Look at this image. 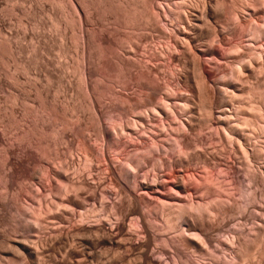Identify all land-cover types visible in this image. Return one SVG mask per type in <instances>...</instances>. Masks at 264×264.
Segmentation results:
<instances>
[{
    "label": "bare ground",
    "instance_id": "bare-ground-1",
    "mask_svg": "<svg viewBox=\"0 0 264 264\" xmlns=\"http://www.w3.org/2000/svg\"><path fill=\"white\" fill-rule=\"evenodd\" d=\"M36 1L37 3L39 2V6H43L45 5L43 3H48L52 0H35V2ZM213 1L214 0H205V7H209L207 5H211L210 3H212ZM78 2V0L65 1L66 6L71 10V12L75 11V13L72 12L65 18L66 22H70L68 23V28L71 30L72 37L74 39H78L77 41H80L81 43L80 45L83 55L80 60L81 62L79 61L80 64H78L80 65L79 68L81 67L80 69L83 78L82 80L85 85L84 88L86 98L89 99V105L95 114V117L93 118L95 119V129L93 130L96 131L95 135L97 139L95 142H93L92 140H89L91 139L89 138V136H83L84 140L82 137V143L79 144L81 148L79 147L78 149H81L83 151V154L81 153L83 156L81 157H84V160L88 161L89 164L91 162L95 163V165L97 166H103L105 173L107 172V175H105V173L103 172L102 174L108 177L107 179H104V181L102 180L103 182L100 180L101 183L99 181V185L102 187L101 191L99 190V192L98 188L100 187L98 185V187L94 185L97 183L94 182V184L92 185L88 180H76L77 177L73 179L70 176L71 174H66V171L68 169L65 170V172H63V169V171H60L61 168L59 171H55V176L58 182L70 186L69 188L71 190L73 189V192H75L74 189L78 191V193H74L75 195L83 193L82 195L75 196L77 198H75L73 195L74 198L68 199V197L71 195L70 194L67 197V201H70L66 204H63V209L61 208V210L59 209V206L57 211L60 210V212H57V215L59 213V216L61 214H64V217L66 215L69 217L74 214L77 215V212L81 214V212H83L81 210L85 209L86 203L83 204V202L80 201H84V199L86 198V202H92L93 204L100 201L102 207L104 208L103 210L108 211V213L111 212L112 216L114 215L115 217H117L116 219H118V217L121 216L122 210L120 209V205H122L124 199H127L126 202H128L129 204L128 213L126 212V214H122L123 218H120V220L122 221L120 222L119 226L115 229L106 227L104 228L107 235L105 236L106 238L102 240L103 242L101 241V243H103L104 246L106 245V248L108 246L120 247L121 244L125 243V239L130 240V238L133 237L137 232L135 231L137 229V226L144 228V234L149 240L155 241L153 243L159 242L160 240L168 243L166 241L165 234L161 235L160 233H157L154 228L153 223L155 221H159L157 220L158 217L164 220V223L167 225V230L170 227V231L171 229L176 230L178 228L179 230H183V232L186 231V234L184 233L186 236L183 234L182 235L183 237H186V239H184L187 241L186 243L189 247L190 245L192 246V244L195 243L193 242L194 240L192 239V237L197 236L201 238L204 243L203 245L200 244V249H205V251L209 249V242L207 240L210 236L212 237L211 233H213V231H215L216 229L221 228L219 227V220L226 223L227 219H233V217L237 213L239 214L238 216L241 218V220H247L246 218L247 216L249 218L248 214L250 210L252 208L255 209L256 207H258L256 208L258 214L256 213L254 215L258 216L260 212V218H262L264 222V0H234L232 4L230 3L232 6L228 4L232 8L231 10L233 11V13H211L207 10V8H204L205 10H203L202 13H171L169 7L170 4L168 6L167 3L165 5H158L159 7L157 8V10L159 9L163 13H155V10H152L155 8V4L158 1L155 3L154 0H143V2L145 3V13H142V9L140 10L138 8L136 9V7H130V4L125 6L121 3L120 4L122 5V8L119 9L121 11L118 10L119 13H89V11H86L88 8H85L82 5L78 6ZM84 2L85 0L82 1L83 5H85ZM178 2L180 3V1ZM220 2L219 0L217 1L218 6H220ZM221 4L224 5V0H222ZM33 5L31 4L30 6H26L25 8V4H22V12L33 13V10L35 11ZM182 5L184 6L185 4L183 3ZM178 6L179 5L177 4V7ZM210 7L212 10L213 6ZM224 7L226 8L227 6ZM78 9H80L82 13H76V11H79ZM138 10H140L141 12L139 11V13ZM151 11L154 13H152ZM258 18L262 19L263 21V25L261 27L254 25L255 20ZM162 22L164 23V25H162ZM236 22H244V24L242 23L241 26L246 27L245 30L246 32H248L244 36L245 38H247V43L240 47L239 45L237 46L236 43L235 45L233 43L234 41H227L228 36L233 34V32L232 34L229 32L232 31L231 27L234 26ZM61 28L62 27H60V30ZM227 29H230L231 31ZM226 31H228V34H225L227 33ZM65 32V34L64 31L63 33L60 32L61 34L59 36V41H61L60 44L63 45H65V35L67 34V31ZM1 35L2 34H0V36ZM230 38L231 36L228 40H230ZM259 39L262 40V44H259V47H261L260 50L259 47L258 50L256 49L260 52V54H257L259 57L256 58L254 54H252L255 53L252 52V50L254 51L253 43L255 40L256 46V43L260 41ZM120 43L123 44L121 45V47L119 45ZM206 44H209V46L212 47L214 45V48H210L209 46H206ZM93 45H96L98 47V50H102V52L99 51L100 53L98 55L100 58H104L102 61H106L109 58L106 62L100 61V64L104 66L103 68L109 70V68H113L116 65L115 67L118 66L119 68H114L116 70L120 69L119 71L121 75L118 76V78H121V80L116 81V79H118L116 78L117 75L114 78L112 77L114 76V74L111 76L109 73V89H106L108 90L107 92L105 91L106 93H99L96 90L92 89L95 86L91 89H89L88 87V85L90 84L89 80L96 71L95 70L93 73L90 69V64H92L90 59L92 57V53H94L92 52ZM222 47L224 49V53H222V55H224V57L226 58L230 68L228 67V65L225 67H228L230 69V72H228L231 74V76L228 77V75V78H218L217 80H215L217 78H215L216 74L215 76L212 75V77L210 76L211 73L209 75L206 72L207 70L205 71V69H208L210 67L209 69L212 68L213 71V68L215 67L214 69L216 70V66L220 64L219 59L222 56L220 55V49ZM6 50H9L10 53H12L13 51L11 50V48ZM105 50H108L110 52L114 50L115 52H111V54H109L110 52L105 54ZM61 56L66 57L65 53ZM111 56L113 57L112 59H110ZM109 60L115 61V63L112 62L115 64L113 65V67L110 63L109 64L111 67H106ZM205 65L208 66V68L205 67ZM227 70L228 69L224 71L227 72ZM115 74H117V72ZM190 77H192L194 82H196V84H194L196 85L194 90V86L192 87L193 91H189L188 89H184L183 87V80L186 78V82H189L187 78L190 79ZM160 79L166 82L165 86L163 84H160ZM103 83L104 82H102V84ZM188 84H190V82ZM117 87H120L122 91H119ZM130 89L134 93H137L139 95L138 99H134L132 97L133 95L131 96L129 93L128 94L131 97L129 95L126 96V94L124 95V93L130 91ZM100 90L102 91L101 88ZM252 97L261 99L263 103H261V101L259 100H257L258 102L254 103L253 100H255L256 98L251 100L253 102L247 100H250ZM106 98H108L110 102L105 100ZM105 111H108V113H106ZM107 121H109V124H107ZM109 125L110 128L108 129ZM137 126L139 128H142L143 130H140V132L138 130L139 128L137 129ZM205 127H207L208 129ZM204 128L209 131H205ZM211 129H216L215 131L217 135L212 132ZM137 131H139V133H149V135L151 134L149 136L150 138L147 136L150 139L149 141L151 142V145L148 144V138L146 136V144H148V146H144V140L141 141L140 139L136 142L137 137L134 138L132 136H135ZM249 132L253 133L254 135L249 134ZM127 136L129 138L131 137V140H134L135 142L126 140ZM99 143L103 146L99 145ZM104 143H108L107 147H109V149H111L110 151H113L115 154V156L113 155V157V153L111 155L109 154V156L113 158H110L111 161L107 159V155L103 150ZM65 144L66 143L64 141V144L61 143L60 146H67ZM142 144H144V147L142 146ZM132 148H135L134 150H136L137 152L139 150H144L146 154H144V156H141L138 154L140 151L138 153L135 151V153L134 151H132ZM66 149L67 151L69 150L68 147ZM238 149L240 150V153L245 157L244 163H240V161H232V159L234 158L233 154L235 152L237 153ZM62 151L60 149V152L63 154L64 152ZM57 152H59L58 149ZM133 152L135 153V156ZM168 152L171 154L170 156L166 155ZM151 154H153V156ZM62 156H64V154ZM64 159L65 158H63L62 160ZM77 159L79 158L77 157ZM223 161L225 162L227 168H231V165L233 167L237 166L238 168L242 166L243 171L241 173L243 175V181H239L240 178H236L238 177V175L236 176V173L235 177L233 176L234 174H231L234 179L231 178L232 176L227 175L229 177V179L226 181L228 185L225 187H221L222 189L220 188V190L216 189L217 192H220L222 195H220L219 197L213 196L214 198H212L210 202H206L207 200L204 201V198H206L208 194L211 197V194L215 193V191L211 188L212 186H203L202 184V186H200L197 183L188 184L189 182H187L185 174L188 172V168L194 166L197 168V166H199L204 170L203 173H206L207 175L209 174L210 169H212V167L214 168L215 163L217 164L218 162ZM118 163L121 164H119L121 166V168L119 169H117ZM61 164H64V161ZM89 164L88 167L90 166ZM48 165L50 166V164L46 163V166ZM82 165L81 167H83ZM66 167L68 168V165ZM233 167L232 169L234 170L235 167ZM237 167L236 169L239 171L240 168L238 169ZM47 168L48 167H46V169ZM97 169H99V167ZM148 170L151 172H155V174H157V177L155 176L154 179L150 180L146 178V171ZM228 170L227 173L230 172H228ZM9 171H11V169ZM100 171H103V169ZM238 173L240 174V172ZM234 185L238 186L239 191L241 192V197H243L245 200L243 206L242 204L237 202V199L234 198L232 194L234 193L232 191V186ZM105 186L109 187H107L106 189L104 188ZM43 187H45V185ZM59 189H57V194H59V192H62V190ZM109 189L116 193V197L113 194L116 199L117 197H119V199H117L118 201L116 200L115 203L109 201V196H113L110 195V193L113 192H109ZM63 190H66V187L65 189L63 188ZM69 190H66L67 193ZM46 192L44 194L42 191L41 195H46ZM21 193L18 194L21 195ZM63 193L66 194L65 191ZM83 195L85 196V198L82 197ZM21 196L24 197L23 193ZM42 197L43 199L46 198H44V196ZM79 197L82 200L79 201ZM45 200H47V202ZM45 200H43L45 202L44 204H40V206H38V215L45 216L46 214H48L46 216L48 217L49 214H51V210H56L53 208L55 207L54 205L57 204H55L53 201L52 203H48L51 201H48V199ZM43 201L41 202L43 203ZM56 201L57 200H55V202ZM58 204L61 205L62 203L59 202ZM8 205L9 203L6 204L5 201L4 203L0 202L1 216L4 217V213L12 211H9L11 208L9 207L10 205ZM7 206L9 207V210ZM57 206L55 208H57ZM17 208L18 207H16V209ZM206 212H208V215L206 214ZM67 216V219L73 218H68ZM11 217H13L12 220L15 222L14 224H16L17 226L15 227L18 228V230L20 229V227H26L24 225H27L28 228L29 223L24 224V220L22 221V219H20L21 215L19 218L14 215ZM235 218L236 217H234V220ZM257 218H259V216ZM260 218L257 220H260V222H262V219ZM56 219H59V217L57 216ZM82 220H84L83 217ZM179 221L181 222L179 223ZM133 226L136 227V229ZM241 230L243 231L242 228ZM261 231H264V224H258V227H256L255 225L254 230L251 231L254 233H252L250 236L248 235L249 239L247 238V236H245L247 235L245 233L248 231H246L245 233L244 231L235 232L234 235H232L231 239L233 240V244L231 245H237L234 246L237 248L234 256V264H242L248 256L252 255L255 244L254 242L258 241V236L260 233H262ZM245 239H247L248 241ZM76 240H78V237ZM205 241H207L208 243ZM249 241L252 243H250ZM74 242H77L79 244L81 243L80 246L82 247V249L74 251V264H89L91 262H97L98 264H107L104 260L105 256L102 255L101 251L96 250L98 248L97 246L92 245L93 243L91 240L84 237L81 238L79 242ZM74 242L73 244H76ZM17 243H20V241H17ZM145 245L141 244L140 246H143L145 248ZM156 245L154 246L155 248H152L151 245L148 244L145 249L142 247L144 251L140 247L141 252L143 251L141 256H136V260L131 258L130 259L134 260L133 263L135 261L137 262L138 260L140 264H154V259L152 260L150 256L152 253V256L154 257L153 252L155 253L154 250H157ZM164 245L166 246V244ZM175 245L177 246V244ZM166 247L168 248H165L166 250L164 249L165 252L167 253L168 251L170 254L171 246ZM112 248L108 249H111L112 251ZM137 248H139V245L137 246ZM71 250L72 248L70 249V251ZM182 250L183 248L180 247L179 249L178 247H176L177 255L176 258L174 257L175 260H173L175 264H186L190 261H186V259H189L188 257L184 259V257H186L184 254L185 251ZM260 254V262L258 261L259 263L257 264H264V249ZM154 258H156V256ZM191 260L193 259L191 258ZM106 261H108V259ZM188 264H190V262Z\"/></svg>",
    "mask_w": 264,
    "mask_h": 264
},
{
    "label": "rangeland",
    "instance_id": "rangeland-1",
    "mask_svg": "<svg viewBox=\"0 0 264 264\" xmlns=\"http://www.w3.org/2000/svg\"><path fill=\"white\" fill-rule=\"evenodd\" d=\"M65 1L66 0H64V1L63 0H52L49 2L47 1L48 3H46V2L43 3V4H45V5H43L45 7H43V6H39L38 5L39 2L37 3V1L35 2V0H0V32H1L0 34H2L0 36V179H2V180H0V202L4 203V201H5L6 204L9 203L10 206L9 205L8 206L11 209L9 210L8 206H7V208L9 211L12 210L11 212L4 213V217L0 215V264H74V262H75L74 251L82 249V247L80 246L81 243L79 244V243L74 242V241L79 242L80 239L84 238V237L91 240L93 243L92 244L93 246L94 245L97 246L98 249H96V250L97 251L99 250L102 252V255L105 256V257L104 256L103 257H104V260L107 264L108 263H110V264H135L136 261L134 263H133V261L136 260V256L140 257L142 252L144 251V249L146 248V246L148 244H150L152 248H155L154 246L157 244L156 245L157 250H154L155 253L157 252L156 253L157 255L153 252L154 257L156 256V258H154L152 256V253L150 256V258L152 260L154 259L153 260L154 264H175L173 260H175L176 255H177L176 247H178L179 249H180V247L183 248L182 251H185V253L184 252L183 253L186 256V257H184V259L188 257L189 259H186V261L190 260L189 261L190 264H196V262H197V264H215L216 262H217L216 264H226V263L227 264H234L235 263L234 256H235V251L237 249L234 246H237V245L236 244H234V246L231 245V244H233V240L231 239L232 235H234L235 232H240V231L243 232L244 231V233H245L246 231H248L245 233L247 235L244 234L248 238L252 233H254L251 231L254 230L255 225H256V227H258V224H264L263 219L260 218L261 217L260 212H259L258 216L260 219H262L261 220L262 222H260V220H257V219H259V218H257L258 217L257 215L256 216L254 215L256 213L258 214L257 209H256L258 207H256L255 209L252 208L253 210L252 209L250 210V212L248 214L249 218H248V216L246 218L247 220H244V219L241 220V218L238 216L239 215L238 213L235 214V216H234V217H236L235 220H234V217H233V219L229 218L230 220L227 219L228 221L226 220V223L219 220L221 222V223L219 222V224H220L219 227H221V228L220 229L215 228L216 232L213 231V233H211L212 237L210 236L209 239L207 240L209 243L207 241H205L209 245V249L206 251H205V249L204 250L200 249V244L203 245V243H204L201 238H199L197 236L192 237V239L194 240L193 242H195V243H193L194 245L192 244V246L189 244L190 245V247H189L188 244L186 243L187 241L185 240L186 239V237H185L186 231L183 232V230H181V229L179 230V228L176 230L171 229V231H170V227L167 230V225L164 223V220L160 219L159 217H158L159 219L157 218V220H159V221H155L156 222V223L154 222L155 224L153 223L154 228L157 231V233H160L161 235L165 234L166 241L168 243H165V241L163 242L162 240H160L159 242L153 243L155 241L149 240L146 237V235L144 234L145 230L143 227L137 226V229H136V227L133 226L136 229L135 231H137V232L135 233V235L133 237L130 238V240L129 239L124 240L126 245H125V243H123V244H121L120 247L119 246H116V247L112 246L113 247L112 248L111 246H108L106 248V245L104 246V244L101 243V241L104 240L106 238L105 236L107 235L104 228L106 227V228L115 229L119 226L120 222L122 221V220H120V218L121 217L123 218V215L126 214V212L128 213V208H129L128 205L129 204H128V202H126L127 199H124L123 200L124 204L122 203V205H120V209H122V210H121V216H119L118 219H116L117 217H115L114 215H113L114 216L113 217L111 212L108 213V211H104L103 210L104 208L102 207V204L100 203V201L98 203L96 202L97 203V204L95 203L96 205L93 204L92 202H88V201L86 202L85 201L86 194H85V196L84 195L82 196L83 198H85L84 199L85 202L80 201V200H82V199H80L81 196L78 198L80 202H83V204L86 203L85 204L86 207L84 206L85 209L81 210V211H83V212H81L82 216L78 212L76 213L77 215L74 214V215L69 216V217L66 215L68 218L73 217L74 218V220H73V218L67 219L66 216L64 217V214H61L59 216V213H58V215H57V212H60L61 208L63 209L62 205L66 204L70 201V200L67 201L68 199H71V198H74L75 196H79V195L83 194L82 193V194L75 195L76 193H78V191H76L74 189L75 192H73V189L71 190L69 188L70 186L63 184L61 182H58L55 175H56V172L60 170V168H61L60 171L64 170L63 172H65V170L68 169L69 171L67 170L66 174H69V175L71 174L70 176L73 179H75L77 177L76 180L77 179H79V180L83 179L85 181L88 180V181H90L89 183H91L92 185L94 184V182L97 183L94 185L95 186L98 185L100 187V188H98V191L99 190L101 191V189H102V187L99 185V181L100 180L104 181V179H107V177H108V176L106 177V176H104V174H102V172L105 173L103 166H101V165L97 166V165H95V163H91V162L89 164L88 161L84 160L85 159L84 157L83 158L81 157V156H83L82 155L83 151L80 149L82 151L81 152L78 149L80 147L79 144L82 143V137L83 136H85V137L89 136V138H91L89 140L90 141L92 140L93 142H95L97 140L96 135H95L96 131L93 130V129H95L94 128L95 119H93L95 117V114L89 105V99L86 98V95H85L86 93H85V88H84L85 85H84L83 80H82L83 78H82L81 69H80L81 67L79 68V66H80L79 61L81 60V57L83 55L81 45H80L81 43H80V41H77L78 39H74L72 37L71 30L68 28V26H69L68 23H70V22H68V21L66 22V18H65L66 16H69L70 13H72V12L75 13V11L71 12V10L66 6ZM78 1H79L78 6L82 5L85 8H88L87 10L86 9L85 10L87 12L89 11V13H91V12L92 13H107V12L108 13H119V11H121L119 9L122 8V5L127 6L129 4H130V7H136V9L138 8L140 10L142 9L141 10L142 13H145L144 12L145 3L143 2V0H118L119 2L116 0H101V1L100 0H93V1L85 0L84 3L87 6L83 5L82 1H84V0H78ZM87 1H89V2H87ZM141 1L143 4L141 3ZM155 1L156 0H154V2ZM157 1L156 2L158 4L155 2L156 3L155 8L152 10V11L155 10L154 11L155 13H159V12L163 13L159 9L157 10V8L159 7L158 5H161V4L165 5L166 3L168 6L170 4L169 7H170L171 13H180V12L181 13H199V12L202 13L203 10H205L206 8L211 13L212 12L213 13L214 12L215 13H230V12L233 13V11L231 10L232 8L230 6H232L231 4L234 0H224V5L221 4L222 0H219V2L221 1L219 5L220 6L222 5L223 8H222V6L221 7L218 6V4H217L218 0H214L212 3H210L211 5H207L209 7H205V3H204L205 0L204 1L203 0H184V1L183 0H175V1L174 0H160V1L157 0ZM178 1H180L181 5ZM175 2H178V3H175ZM201 2H203V3H201ZM183 3L185 4L184 6L182 5ZM22 4L23 5L25 4V8H26V6L28 7L31 4L32 5L34 4L33 6H34L35 11L33 10V13H23L22 12V9H23ZM177 4L180 6V9H179V6L177 7ZM228 4H230V6ZM210 6H213L212 10H211ZM216 6L220 7L221 9L216 7ZM224 6H227L228 8L227 7L225 8ZM84 7H82V8H84ZM78 10L80 12L76 11V13H82V11L80 9H78ZM140 10H138V12ZM172 11H174V12H172ZM154 12H152V13H154ZM66 14H68V15H66ZM242 23L244 24V22H242ZM242 23L236 22L235 25L231 27L232 29L230 28L232 31L230 29H227V30L231 31L229 33L232 34V32H233V34L230 35L231 36L230 40H228L230 37V36H228L227 41H229V42L234 41L233 43L234 44L236 43L237 46L239 45V47L243 46L247 43V38H245L244 36L248 32H246V30H245L246 27L241 26ZM162 25H164L163 22H162ZM254 25L261 27L263 25L262 19H260V18L256 19L254 22ZM60 27H62L61 30H60ZM70 27H71V24H70ZM63 31H64V34L66 33L65 31H67V34L65 35L66 36L65 45L60 44L61 41H59V39H60L59 36L61 33H63ZM226 32L227 33H225V34H228V31H226ZM7 42H8V44H7ZM256 42H257V40H256ZM261 42H262V40L258 41L256 43V46H255V40L253 43L254 51L252 50V52H255V53H252V54H254V56L256 58L259 57L257 54H260V52L257 50H258V47L260 46L259 44H262ZM119 45L121 47V45H123V44L120 43ZM94 46H96V45H93L92 52H94V53H92V57L90 59V61L92 63V64H90V69L93 73L95 70L96 71L94 74L92 73L94 76L92 75L91 79L89 80L90 84L88 83L89 84L88 87H89V89H91L92 87L95 86L92 89L96 90L99 93L105 92V91L107 92L108 90H106V89H109L108 88L109 87V79L108 78H110V77H108L109 73L111 76L114 74V76H112L114 78L117 75L116 78H118V76L121 75L120 71H119L120 69L116 70L115 68H117L118 66L115 67L116 66L114 64L115 61H110V60L107 63L112 64V67H113V65H115L114 66L115 68L114 67L109 68L108 66H110V64L109 65L107 64V66H106L109 68L110 71L106 68H103L104 66L102 64H100V61H102L104 58H100L98 56L99 53L102 52V50H98V47L97 46L94 47ZM124 46H125V44H124ZM206 46H209V44L208 45L206 44ZM209 47L211 48L212 46H209ZM5 48L6 49L11 48V50H13L12 53L13 52L14 53L13 54L10 53V51L6 50ZM212 48H214V45ZM260 48L261 47H259V50H260ZM222 49H223V47L220 49V52H221L220 55H222V53H224V49L223 50ZM105 51H106L105 54L110 52L108 50H105ZM111 52H115V51L113 50ZM111 52L109 54H111ZM64 53H65L66 57L61 56V55H64ZM105 58H107V57H105ZM112 58L113 57L111 56L110 59H112ZM220 59H219L220 64L218 66H216V70L214 69L215 68L214 67L213 71H212V68L209 69L210 67L208 68V66L205 65V67H207L209 69V71L210 70L212 71V72L211 71L209 72L208 69H205V71L207 70L206 72L209 75L211 73L210 76H212V75L215 76V74H216L215 78L216 77L217 78L216 79L213 78L215 80H217L218 78H220V79L225 78V77L228 78L231 76V74L229 73L230 67H229L227 60L224 57V55H222L220 57ZM106 61L104 60L102 62H106ZM112 62H114V63H112ZM227 65L229 68L225 67ZM223 66L226 69H228L227 70V72L229 71L228 73L224 71L226 69ZM111 71H112V73H111ZM118 71H119V73H118ZM116 72H117V74H115ZM223 73H225V74L227 73V74L225 75ZM191 78L192 77H190V79L187 78V80H189L190 84H188L189 82H186V80H185L186 78L183 80V83L184 84L186 83L185 85L183 84L184 89L186 88L189 91H193L195 89V86H196V85H194V84H196V82H194L193 78L192 79ZM118 80H121V78L116 79V81H118ZM161 81H160V84H163L165 86L166 82H164L163 80H161ZM102 82H104V83L102 84ZM192 87H193V90H192ZM100 88L102 89V91L100 90ZM117 88L119 91H122V89L120 87H117ZM131 89L127 93H124V92H121V93H124V95L126 94V96L129 94L131 96L133 95L132 97L134 99H136V98L138 99L139 95L137 93H134ZM134 91H135V89H134ZM255 98L256 97H252L250 100L249 99H247V100L251 101ZM105 100L110 102V100H108V98H106ZM255 100H253L254 103L258 102L257 100L261 101V99H257V98ZM253 101H251V102H253ZM261 103H263V102L261 101ZM263 105H264V103H263ZM106 113H108V111ZM68 117H70V118H68ZM107 122H108L107 124H109V121H107ZM109 128H110V125H109L108 129ZM138 128L139 127L137 126V129ZM205 128H207V127H205ZM138 130L142 131L143 129L139 128ZM215 130L216 129H211V131L217 135ZM139 131H137L138 134L136 133V135L134 134L135 136H132L134 138L137 137L136 142H137V140L141 139V141H143V140L145 141V145L142 144V146L143 145L148 146V144L151 145V142L149 141L150 140L149 136L151 134L149 135V133L148 134L147 133H139ZM205 131H209V130L205 129ZM143 132H145V131H143ZM249 134L254 135L253 133H250V132H249ZM138 136L139 137L142 136V137L139 138ZM145 136L149 137V138L147 137L148 140ZM125 138H126V136H125ZM144 138H146V139H144ZM83 140H84V137H83ZM126 140L134 141V140H131V137L129 138L128 136H127ZM146 140H147L148 144H146ZM61 141H63V142H61ZM64 141L66 143L65 145H67V146H64V145L60 146L61 143L64 144ZM99 145L103 146L100 143H99ZM107 145H108V143H104L103 150L107 155L106 156L107 159H109L111 161V159H113L112 158L113 155L115 156V154L113 151L112 152L110 151L111 149H109V147H107ZM57 146L62 147L63 149L58 148ZM263 146H264V144H263ZM65 147L66 148L68 147L69 150L67 151V149ZM57 149L59 150V152H57ZM60 149H61V151L63 150L62 152H64L63 154L65 157L62 156L63 154L60 152ZM107 149H108V152H107ZM132 149H130V150H132ZM134 149L132 151L135 152L136 150H134ZM238 150H237V153L235 152L233 154L234 158L232 159V161H236V162L240 161V163H242V162L244 163L245 157L243 156V154L240 153V150L239 151ZM69 151H71V152H69ZM140 152L138 154L141 156H144V154H146L144 152V150H141ZM135 153H134V156H135ZM76 154H77V156H76ZM109 154L110 155L112 154V157L109 156ZM79 155H80V157H79ZM151 155L153 156V154H151ZM166 155L170 156L171 154L168 152ZM27 156H28V158H27ZM61 156H62V159L63 158H65V159L62 160ZM77 157L79 159H77ZM75 160H77V161H75ZM82 160L85 162H83ZM63 161H64V164H61ZM46 163L50 164V166L49 165L46 166ZM86 164H87V166H86ZM88 164L90 165L89 167H88ZM119 164L120 163H118V165ZM65 165L66 166L68 165V168ZM81 165L83 167H81ZM118 165H117V169L121 168V166H120L121 164L119 165V167H118ZM63 166L65 167V169ZM46 167H48V168L46 169ZM85 167L87 168L88 171L86 170ZM98 167H99V169H97ZM198 167L199 166H197V168L195 166L188 168V170H187L188 172L185 174V178H186L187 182H189L188 184L197 183L200 186H202V185L203 186H209V187L212 186L211 188H212V190L215 191V193L211 194V197L208 194V196H206V198H204V201L207 200L206 202H210V200H212V198L219 197L220 195H222L220 192H217L216 189L220 190L221 187H225L228 185V183L226 181L229 179V177L227 175L232 176L231 174H234L233 176L235 177V173H236V176L238 175V177H236V178H240L239 181L240 180L243 181V175L241 173L243 171L242 166L239 167L240 169L237 166H234L235 167L234 168L232 165H231V168L230 167L227 168L224 161L218 162L217 164L215 163L214 168L212 167V169H210V172H209L210 175L209 174L206 175V173H203L204 170L202 168H200V167L198 168ZM232 167L234 168V170L232 169ZM236 167L239 169V171L236 169ZM10 169H11V171H9ZM102 169H103V171H100ZM227 170H228V172L229 171L230 172L227 173ZM224 171H226V172H224ZM238 172H240V174ZM106 173H105V175H107ZM50 175H51V177H50ZM146 175H147V177L146 176L145 177L148 178L149 180L154 179L155 176L157 177V174H155V172H153V171L151 172L149 170L146 171ZM233 176L231 178L234 179ZM78 177H80V178H78ZM86 177H87V179H86ZM96 177H97V179L99 178L98 181H97ZM101 181H100V183H101ZM197 184H195V185H197ZM44 185H45V187H48V188L43 187ZM65 187H66V190L70 189L71 191L69 190L67 193L66 190H63V188L65 189ZM107 187H109V186H107ZM107 187L105 186L104 188L107 189ZM59 188L62 190V192H59V194H57L58 193L57 189H59ZM23 190H24V192H23ZM46 190H47V192H46ZM109 190H107V191H109ZM42 191L44 194L46 192V195H44V194L41 195ZM64 191L66 192L67 195L65 193H63ZM232 191L234 192V193H232L234 198H236L237 202L242 204V206H243L245 200L243 197H241V192L239 191L238 186L237 185L232 186ZM253 191H255V190H253ZM21 192L23 193L24 197L21 196L22 195ZM109 192H113V191L110 190ZM18 193H21V195ZM61 194H62V196H61ZM113 194L116 197L115 192L110 193V195H113ZM69 195L72 197H70ZM73 195H74V197H73ZM114 195L109 196V199H110L109 201H111L112 203H115L116 200L119 199V197H117V199H116L114 197ZM42 196H44V198L46 197L45 199H48V201H51L48 203H52V201H53L55 204L58 205V206L54 205L55 207L57 206V208L54 207L53 209H56V210H51V214H49V216H48L49 218L46 217L48 214H46L45 216L38 215L39 214L38 213V208H39L38 206H40V204L45 203L43 201L45 199H43ZM67 197H68V199H67ZM223 197H225V196H223ZM75 198H77V197H75ZM65 199H66V201H65ZM1 200H3V201H1ZM55 200H57V201L55 202ZM41 201H43V203ZM45 201L47 202V200H45ZM59 202L62 204L59 205L58 204ZM11 206L13 207V209ZM15 206L18 208L16 209ZM59 206H60V208H59ZM96 207H97V209H96ZM58 208L60 210L57 211ZM93 209H95V210H93ZM30 210H32V211H30ZM62 211H61V213H62ZM5 214H6V216H5ZM206 214L208 215V212H206ZM13 215L17 216L18 218L21 215L20 219H22V221L23 220L25 221V222L23 221V223L24 224L29 223L28 228H27V225H24L26 227H24V228L20 227V229L18 230V228H16L17 227L16 224H14L15 222L12 220L13 217H11V216H13ZM56 215L59 217L60 220L56 219V217H57ZM50 216H52V217H50ZM38 217H40V218H38ZM82 217L84 220H82ZM106 219H108V220H106ZM236 219H237V221H236ZM4 220H5V222H4ZM67 220H69V221H67ZM56 221H57V223H56ZM180 222L181 221H179V223ZM161 226H163V227H161ZM59 227H60V229H59ZM138 227H139V231H138ZM15 228L17 229V231ZM241 228L243 229V231L241 230ZM31 230H33V231H31ZM163 231H164V233H163ZM21 232H22V234H21ZM32 232H34V233H32ZM214 232H215V234H214ZM33 234H34V236H33ZM168 234H170V235H168ZM182 234L185 236L183 237ZM260 234L258 236V241L254 242L255 244H254V249H253L252 255L248 256L244 260L245 264H257L260 262L259 261L260 255H261L260 253L264 249L263 248L264 247V243H263L264 242V231ZM245 236H244V238H245ZM77 237H78V240H76ZM16 240L18 242L20 241V243H17ZM72 240L76 244H73ZM245 240H247V239H245ZM250 241H252V240H250ZM67 242H68V244H67ZM98 242L101 244H99ZM151 242H152V244H151ZM173 243L177 244V246ZM250 243H252V242H250ZM141 244L142 245L146 244L145 248L142 246L144 249L140 246ZM164 244H166V246H169V247L171 246V250L169 248V250L171 252L170 254L168 251H167V253L165 252V250H166L165 248H168V247H166ZM181 244H182V246H181ZM75 245H76V247H75ZM136 245L137 246L139 245V248H137ZM184 245H186V246H184ZM261 245H263V246H261ZM70 247L72 248L71 251H70V249H71ZM140 247H141V249H143L142 252L140 250ZM94 248H96V247H94ZM108 248H112V251H111V249H108ZM261 248H263V249H261ZM66 251H67V253H66ZM45 252H46V254H45ZM114 253H115V255L118 254L119 256L118 255L115 256ZM67 254H69V255H67ZM47 256H48V258H47ZM133 257H135V258H133ZM190 257L194 261L191 260ZM130 258L134 259V260H131ZM107 259H108V261H106ZM137 259H140V258H137ZM232 260H234V261H232ZM189 262H187L186 264H188ZM137 263L140 264V262L138 260H137L136 264ZM244 263H242V264H244ZM89 264H98V263L97 262H91Z\"/></svg>",
    "mask_w": 264,
    "mask_h": 264
}]
</instances>
